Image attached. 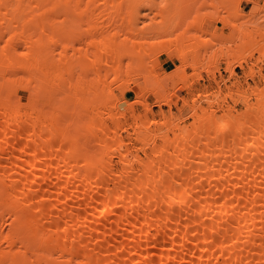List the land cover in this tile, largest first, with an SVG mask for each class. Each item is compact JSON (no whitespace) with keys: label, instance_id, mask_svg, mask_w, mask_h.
<instances>
[{"label":"bare ground","instance_id":"1","mask_svg":"<svg viewBox=\"0 0 264 264\" xmlns=\"http://www.w3.org/2000/svg\"><path fill=\"white\" fill-rule=\"evenodd\" d=\"M199 1L218 13L226 6ZM155 4L0 0V15L14 19L0 17V264H264V87L247 88L253 103L247 89L239 92L234 100L244 108L220 115L212 108L222 106L218 95H206L209 112L192 99L190 127L171 112L149 116L144 100L141 111L126 104L128 79L148 80L169 51L180 65L153 86L155 103L170 105L163 80L176 74L187 87L181 72L204 47L185 33L145 41L176 27V12L161 26L138 27L139 10ZM209 14L195 15L189 28L202 32ZM258 42L246 46L264 55ZM230 55L239 64L246 56ZM226 70L233 73L232 63Z\"/></svg>","mask_w":264,"mask_h":264},{"label":"rangeland","instance_id":"2","mask_svg":"<svg viewBox=\"0 0 264 264\" xmlns=\"http://www.w3.org/2000/svg\"><path fill=\"white\" fill-rule=\"evenodd\" d=\"M155 1L157 4V5L155 4L156 7L159 8L158 4L161 5V8L163 6L164 7L166 6L165 7L166 11L162 9L163 11H165L163 12L161 8H159L164 14L155 15L156 13L154 12L155 10L153 9L155 8V5H153L154 7L152 6V9H149V10L148 8H145V9L141 8V10H139V13H138V17H139L138 19L140 22L138 21V23H136L138 24V27L142 25L144 26V24L149 25L150 23L156 27L158 23H160V26H161V23H162L161 21H167L169 18H171L170 15L173 12H176V27H174L170 33H167L161 36H155L150 39L146 38L145 41H152V40H164L165 41V40H168L169 38H173L175 36L182 35L183 33H185V35L194 37V38H191L189 41L191 44L193 43L192 45L197 46V47H200V46H204V47H202L203 49L201 47L197 49L198 51L197 56L201 55L197 57V59L199 58L197 60V64L190 65V63H188L184 67V70L181 72L182 77L188 83L187 87L182 82H180L181 79L176 78V74L174 78L169 80L167 83L165 80H163L162 82V84L164 85L163 92L165 94H169V98L171 102L170 105L155 103V99L161 98V94L160 92H157L156 87L153 86L155 84V81L158 78L159 80L160 78L163 79V77L166 74H170L174 72V70L176 69V66L180 65V62L175 57H173L169 51H167V54L170 58H167L165 53L159 54L158 55L159 57L157 56L158 63L154 66V70H153L154 75H149L148 80L147 79L145 80L144 76L142 75L131 76L128 79L126 87H124V90H127V88L131 89L133 86L134 87L132 88V90H128L124 95L125 99L128 100L126 104L132 103V108L134 110L141 111L142 106L138 102L144 100L148 103H151V110L148 113L149 116L153 114L156 117H161V113L168 114L169 112H171L174 115V117H176V121H178L179 125L181 126L185 125L188 127H190L191 123L194 121L191 115L192 108L190 106L192 104V99H194L195 105L197 104V106L199 105L200 107H204L206 108L205 110L209 112V110L211 109V106H209L207 103L208 96L210 97L209 99H212V96L216 94L218 95V97H220V98H216V100L218 99L217 101L218 103H220L219 105L222 104L223 106V108L221 106L222 110L220 107L216 109L215 107L217 103H214V106H212V108L217 110L216 114L220 115L226 112L228 107L230 108L232 107V110L234 111L242 110L244 108V104L240 100L235 101L236 99L239 98L240 93L244 91L245 89H247L248 87H252V88L255 86H257L258 88L264 87V77L261 76V75H264V55H260V51L255 50L256 48L253 49L251 45L246 46L254 39H259L258 44L261 46H264V39H262L264 37L261 38L260 36V33L264 32V0H236L235 4L233 3V5L232 3L230 4V2L233 0L231 1L223 0L224 2L223 1L222 2L224 3V5L226 3V6H224L226 9L223 7L224 9L222 8V10L219 11L220 15L217 16L219 19H217L216 17V15L219 14L217 9L213 8V6H210L213 3L212 1L210 5H209V2H207L208 7H207V4H204L206 6L205 8L204 6H202L203 8L198 7L200 3L199 0H198L199 2L195 5L194 8L193 6L190 7L192 4V0H155ZM189 1L191 4L189 3ZM217 1L218 0H215L214 3ZM226 1L227 2L229 1V3L227 4ZM236 5H237V8H235ZM215 6H216V3H215ZM175 7H176V11H175ZM125 8H126V5H123V9ZM155 9L160 11L157 8ZM183 9L184 10L187 9L186 14L185 12L182 11ZM214 10L217 11V14L214 13L215 12ZM161 11L158 14H161L162 13ZM203 12L211 13V15L209 14L210 18L205 20L207 21L205 29L201 32L199 31L200 28L199 29L191 28V27L189 28L188 25L190 24L188 23L192 19H194V21L198 19L199 15L197 14H200ZM12 13L10 12L9 15ZM212 13L216 15H213ZM150 14H151V18L154 16L152 19L149 18ZM1 15L4 17H1ZM1 15L0 17L3 18L2 23H6V22L10 23L11 21L10 17H12L11 15L10 17H8L10 21L9 20L5 21L7 19L5 18V16L7 17L8 13L4 15V12L3 13L1 12ZM195 15H197L198 17L196 16V18H193L195 17ZM221 15H225L226 20L220 19ZM61 18L62 17H57V19H61ZM200 20L201 19H199V21ZM13 22H14V19L12 20V23ZM193 22H190V23H193ZM9 23L7 26H9ZM197 23H200V22H197ZM3 25L5 26L6 24H3ZM195 25L199 26V24H195ZM186 26L188 30L186 29ZM216 35L220 36V38L224 36L222 37V40L223 38H225L224 41L222 42L221 39ZM216 37L219 38L220 41L219 40L217 41ZM204 38L206 40L205 41L206 43L202 44L200 40L202 39L203 41ZM5 39H6V36H5ZM198 40L200 41V43ZM207 40H210L208 41L210 43H208ZM0 42H4V41L1 40ZM194 43H199V44H194ZM220 48H222V50L225 53H228L229 55L218 57V55L220 54V51L218 50ZM199 49L201 50V53H202V50L203 52H205L206 49L207 50H206V53L200 54ZM216 50L218 51L217 57L219 60L217 59V62H214V58H212V56ZM239 50L243 52L245 51V54H246L244 61H242L240 64L237 62H233L235 60L230 55L232 54V52H237ZM188 60L190 61L191 58L189 57ZM146 61L148 60L146 59ZM228 62L232 63L233 73H230L228 70H226V66ZM126 63L127 61L124 60L123 68L125 67ZM250 70H254L255 75L246 77L247 73L250 72ZM90 77L91 76H89L88 79ZM178 79H179V82H178ZM176 80H177L176 82L177 84L174 83ZM108 85L112 88V92L114 96L117 98H121V91L119 87L117 86V83L110 82ZM106 86L107 85H105L104 88ZM136 86L140 88L142 92L135 96V93L138 90ZM247 92L248 94H250L249 103H253L255 101V95L252 94L251 90H248ZM17 96H19L20 99L23 102H25L28 96V92L25 89L19 88L17 90ZM237 96L238 98H236ZM222 97L224 99H222ZM182 98H185L186 100H188L189 102L188 105L183 106ZM219 99H221V101ZM124 106H125V101L123 100L118 103L117 108L121 109ZM200 109L201 108L197 109V113L199 114L203 112V110L201 111ZM206 111H204V113H202L201 115L202 116L203 114L206 115L207 114V113L205 114ZM176 132H178V130H176ZM122 134L123 136H125V139L127 140L128 138L126 136V132L123 131ZM169 135L172 136L173 135L172 132L169 133ZM139 153L143 155L141 151ZM113 159L115 161L117 158L114 157ZM5 226L7 227V224Z\"/></svg>","mask_w":264,"mask_h":264}]
</instances>
